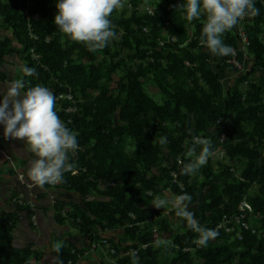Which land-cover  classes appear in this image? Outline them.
I'll list each match as a JSON object with an SVG mask.
<instances>
[{
	"label": "trees",
	"instance_id": "16d2710c",
	"mask_svg": "<svg viewBox=\"0 0 264 264\" xmlns=\"http://www.w3.org/2000/svg\"><path fill=\"white\" fill-rule=\"evenodd\" d=\"M124 1L131 11L118 14L117 8L108 17L115 37L92 52L55 25L58 0H33L31 6L27 0H0V62L19 54L23 67L35 68L34 76L22 70L17 75L25 82L24 92L42 85L55 99L72 96L56 99L55 111L76 135L80 149L75 156L68 154L72 168L63 172L59 185L44 186L77 192L83 207L56 202V220L67 219L91 243L102 242L101 231L121 226L119 239L107 238L116 252L107 250L110 260L100 264H264L262 235L244 230L239 240L215 230L245 198L253 207L252 222L264 228L263 1L254 0L259 14L250 15L246 25L252 65L242 73L229 63L231 54L219 56L201 44L203 14L188 21L181 7L186 0ZM148 4L155 8L153 14L145 9ZM27 11L40 17L29 20ZM237 26L222 35L223 44L238 46ZM171 35L176 42L170 41ZM32 48L40 59L32 58ZM212 60L238 72L233 85L224 84ZM6 78L0 71V80ZM71 105L77 108L72 114L66 112ZM222 133L225 141L220 140ZM195 135L211 139V154L195 173L183 174L184 165L204 146L198 143L194 156H188ZM161 138L166 141L161 143ZM218 150L225 157L215 167L211 156ZM172 171L178 172L184 190L173 182ZM166 191L190 195L186 203L199 226L217 231V237L200 246L199 233L184 218L179 217L178 225L170 220L177 209L169 214L163 206L156 209L154 202ZM16 197L20 195L12 201ZM20 198L22 203L14 201L15 211L0 210V264H32L47 255L33 243H15L20 213L30 221L36 215ZM154 228L161 236L158 243ZM61 241L52 243L53 264H80L85 249Z\"/></svg>",
	"mask_w": 264,
	"mask_h": 264
},
{
	"label": "clouds",
	"instance_id": "9594fccd",
	"mask_svg": "<svg viewBox=\"0 0 264 264\" xmlns=\"http://www.w3.org/2000/svg\"><path fill=\"white\" fill-rule=\"evenodd\" d=\"M58 13L54 23L72 41L85 44L89 51L96 52L107 46L115 37L108 17L113 11L122 7V0H58ZM186 19L192 21L203 14L204 24L201 44L214 54L228 56L234 49L223 44L222 35L232 29L245 15L255 16L259 10L254 0H186L181 5ZM26 76L36 75L35 68L23 67ZM25 82L13 81L0 101V124L4 125L5 138L20 139L26 142L28 149L37 157L28 172L34 185L57 184L62 180L63 172L70 171L69 152L78 148L77 138L61 122L55 111L54 94L45 86L36 85L23 93ZM166 138H161L164 143ZM204 145L194 160L184 165L183 174H192L203 166L209 157L210 141L197 138L188 150V156L195 154L197 144ZM192 197L187 193L179 195L172 201L156 200L153 206L161 208L171 203L177 209L176 215L187 221L188 226L199 233L196 243L206 246L218 232L199 226L194 214L187 210ZM92 244V243H91ZM90 244V245H91ZM62 244L56 243L55 251H61ZM133 259L138 257L133 253Z\"/></svg>",
	"mask_w": 264,
	"mask_h": 264
},
{
	"label": "crops",
	"instance_id": "0c3cea01",
	"mask_svg": "<svg viewBox=\"0 0 264 264\" xmlns=\"http://www.w3.org/2000/svg\"><path fill=\"white\" fill-rule=\"evenodd\" d=\"M2 18L0 17V24ZM10 66V67H9ZM12 69L11 67H15ZM11 68V69H10ZM23 68V61L19 54L7 55L3 62H0V71L7 74V78L0 80V101L7 93L11 83L17 80V75ZM22 95L24 93L21 90ZM0 210L15 211L17 204L12 201L14 195L18 194L26 202H30L35 208L36 223L31 225L27 214L20 213V221L24 226H30L32 232L28 234L22 225L17 226L14 237L19 239L20 245L33 243L35 247L47 253L46 257L40 261H33L32 264H53L55 255L52 253V243L56 238H60L61 242L71 243L77 248L89 249L91 241L89 236L79 237L72 234L69 227L56 220V210L54 205L56 202L64 201L66 203L76 204L83 207V199L81 195L74 191H66L64 189H55L50 187H40L34 185L28 176V172L34 160L37 159L32 153L25 141L20 139L5 138L4 125L0 124ZM19 225V224H18ZM122 227H111L105 231H101L100 235L112 240L119 239ZM86 235V234H85ZM105 248H98L96 253L90 254L80 259V264H100L109 262Z\"/></svg>",
	"mask_w": 264,
	"mask_h": 264
},
{
	"label": "built area",
	"instance_id": "2783aa9c",
	"mask_svg": "<svg viewBox=\"0 0 264 264\" xmlns=\"http://www.w3.org/2000/svg\"><path fill=\"white\" fill-rule=\"evenodd\" d=\"M263 4H264V0ZM33 0H27V6H31ZM145 9L147 10L148 13L153 14L155 8L148 4L145 6ZM28 13V19H37L40 17L38 12H35L33 14H30L29 11H27ZM251 16L250 15H245V17L241 20H238L237 22V29H238V34L240 37V41L237 47H233L234 49V54H231V58L229 59V63L235 67V69L242 73V72H246L248 71V66L246 65L247 60L250 58L249 52H248V48L251 44L250 42V38L248 35V32L246 30V25L248 20H250ZM29 26L31 27V25L29 24ZM170 41L171 42H176L177 41V37L174 35L169 36ZM165 41H161V45H164ZM31 56L33 59H40L41 55L38 54L35 49H31ZM235 70V71H236ZM236 71V72H237ZM60 98H68V99H72V96L70 94H61L59 97H57L56 99L59 100ZM76 106L71 105L66 109V112L72 114L76 112ZM71 121V119L69 120V122ZM219 122H222V119L219 120ZM197 138L201 139V140H206V141H211V139L209 137L203 136V135H195L193 138V142H196ZM220 140L221 141H225L226 140V135L224 133L221 134L220 136ZM2 147L0 146V152H1ZM80 149V146L78 145V148L73 152L70 151L69 154H71L72 156H75L77 154V151ZM179 163L182 162L181 157L179 158ZM78 170H74L73 173L77 174ZM172 177H173V182L176 183V185L178 187H180L181 189H185V185L184 183L179 179V175L177 171H172ZM50 187H55L57 185H59V183L57 184H47ZM15 202H20L22 203V199L20 197H16L14 199ZM30 203V202H28ZM188 211L192 212L194 214V218L197 220L198 224L199 221L195 215L194 210L189 207L187 208ZM252 211H253V207L251 205V203H249L247 201V199H243L236 212L230 214V215H225L223 220L220 222V224H218L215 227V230H225V232L230 233L233 235L234 238L242 240L244 237V230H251L252 233H258L259 235H262V237H264V228L259 230L258 227L256 226V224L254 222H252ZM32 220L34 221V223L36 222V216L33 215ZM153 238H154V243H158L161 240V236L160 233L157 231V229H153ZM98 248H105L106 250H110L112 253L116 252V249L113 247L112 243L107 239L104 238L102 240V242L100 243H92L89 246V249H85V252L83 254V257H85L86 255L90 254V252H95ZM186 250H190V248H187ZM133 250L131 251H127L126 253H132ZM71 262H69L68 264H70Z\"/></svg>",
	"mask_w": 264,
	"mask_h": 264
},
{
	"label": "rangeland",
	"instance_id": "374dc122",
	"mask_svg": "<svg viewBox=\"0 0 264 264\" xmlns=\"http://www.w3.org/2000/svg\"><path fill=\"white\" fill-rule=\"evenodd\" d=\"M150 5H151V4H150ZM123 10H125L126 12H130V11H131V7L128 6L127 3H126L125 1L122 2V7H119V8H118V14H120ZM1 23H2V22H1ZM0 25H1V24H0ZM211 65H212V67H213L215 70H217V71L221 74V76H222V80H223L224 84H225L227 87L233 85V83H234L236 77L238 76V72H236L233 68H231V67H227V66H225V65H223V64H221V63H219V62H216V61H214V60L211 61ZM246 65H247L248 67H250V66L252 65V59L249 58V59L247 60V62H246ZM9 67H10V66H9ZM11 68H12V69H15L16 66H15V67H11ZM11 68H10V69H11ZM224 157H225V155H224L223 150H218V151L214 152V153L212 154V156H211V160H212V162H213V165H214L215 167H217V166H218V161H219V160H224ZM195 172H196V171H195ZM195 172H194V173H195ZM176 197H178V196H177V195H174L173 193H171V192H169V191H166V192L161 193V194L157 197V200H159V199H164V200H166V201H172V200H174ZM163 207H164V210H165V213H166V214H169V212H171V210L175 209V208L173 207V205H172L170 202H169V203H166ZM187 208H189V206H188ZM63 216H65V214H63ZM170 220H171L173 223H175L176 225H178V224L180 223V219H179V217H178L177 215H174V214H170ZM64 224H66V225L69 227L70 231H71L72 234H74L75 236L79 237V236L81 235V233H80L75 227H73L72 225L69 224V222H68L67 219H66V222H65ZM20 225H22V222H21V221L19 222L18 227H19ZM22 226H23V228L26 230V232H28V234L32 232V229H31L30 226H24V225H22ZM82 235H84V237H87V235H85V234H82ZM122 235H123V230H121V234H120L119 236H122ZM79 238H80V237H79ZM119 238H120V237H119ZM20 242H21V241H20L19 239H15V243H16V245H20ZM105 250H106V249H105ZM106 251H107V250H106ZM94 253H96V251H95Z\"/></svg>",
	"mask_w": 264,
	"mask_h": 264
}]
</instances>
